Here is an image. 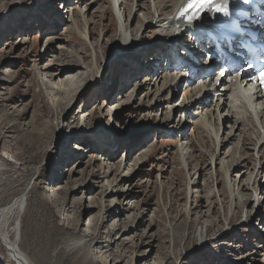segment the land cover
Listing matches in <instances>:
<instances>
[{"label":"rangeland","instance_id":"374dc122","mask_svg":"<svg viewBox=\"0 0 264 264\" xmlns=\"http://www.w3.org/2000/svg\"><path fill=\"white\" fill-rule=\"evenodd\" d=\"M116 1L130 20L126 6H136L138 13L143 3L154 16L158 0H0V206L28 195L17 240H22L33 264H143L137 255L146 250L150 259L162 264H264V146L259 155L254 154L241 135L221 151L212 168L215 135L198 124L196 108L175 115V108L170 110L202 95V82L207 81L206 87L214 84L221 61L210 79L205 74L195 79L196 74L184 69L176 87L150 81L149 70L142 72L147 70L145 47L154 41L155 30L136 48L140 50L137 66L114 58L119 44ZM146 11L133 15L132 21L137 17L134 28L142 25L138 20ZM146 32L143 27L137 41ZM97 43L107 49L93 57ZM84 53L86 69H81L72 60L80 61ZM172 54L161 55L153 71L166 75L175 65ZM60 68L78 73L73 80L76 86L61 82L62 92L56 90H61L56 83L50 88L49 81L55 79L50 75ZM98 72L97 83H91ZM204 100L201 112L212 113L211 124L226 140L235 125L226 120L228 109L218 107L214 97L205 95ZM82 114L84 126L111 140L108 150H100L89 135L62 137L63 130L77 131ZM238 116L245 117L246 129L259 127L247 111ZM184 117L188 124L183 123ZM185 143L194 144L196 150L188 167L181 160ZM251 143L253 149L255 140ZM229 148L234 150L232 161L227 159L230 166L240 159L251 164L243 179L234 173L233 180L240 186L253 179V192L247 194L251 197L257 190L261 201L249 204L244 212L238 206L233 215L220 168ZM114 183L128 189L126 197L117 200L129 211L122 221L104 218L103 209L112 205V199L102 196ZM254 209L253 219L263 227L239 228ZM198 220L218 221L209 237L217 239L202 249ZM229 224L238 227L237 233L228 232ZM131 228V233L122 234ZM143 239L147 246L141 245ZM70 240L83 244L72 251L66 248ZM76 254L80 256L75 258ZM3 255L0 264H13Z\"/></svg>","mask_w":264,"mask_h":264},{"label":"bare ground","instance_id":"6f19581e","mask_svg":"<svg viewBox=\"0 0 264 264\" xmlns=\"http://www.w3.org/2000/svg\"><path fill=\"white\" fill-rule=\"evenodd\" d=\"M187 3V0H158L155 4V14L152 15L153 12H147V7L140 3L138 6V10L144 9L146 13L144 16H141L138 20L139 24H142L141 26H135V22L137 17H135V20L132 21L133 15H136V6L134 7H127L126 10L130 11V20L127 19V16H125L121 11L120 4L118 1L113 2L114 4V10L116 12V16L118 18L119 23V30H118V36H119V44L116 48V53L113 55L116 59H126L128 62H133L134 66H137V60L139 58V51H136V48L141 45V43H144V40L146 38V35L149 33H152L155 30V39L154 41L149 45L146 46L145 49L148 50V57L144 60L147 70L142 72L143 74H146L149 70L151 73L148 75V79L150 81L154 80L155 82H162L164 81V85L168 86L169 88L171 86H175L178 83H175L176 80L181 77V71L184 69H187V72L189 71L192 75H197L196 78H204V74L211 75L212 68H209L208 70L205 69V64L202 62L203 57L209 53L206 50H209L210 47L201 50L203 43L207 41L206 32L209 27H211L214 23L209 25L208 27H197L196 24H199L203 21V18L201 21H197L196 24L189 25L187 24L183 19H176L178 16L181 8H183ZM239 4H229V8L235 10L238 7ZM136 12V14H135ZM205 16H208V13H205ZM179 25V27H177ZM143 27H146V34L142 37L140 41H137L139 38L140 31ZM138 28L139 32H138ZM109 30H107V33ZM84 35V34H83ZM104 35V34H102ZM101 35V36H102ZM117 36V37H118ZM85 38H89L88 32L84 35ZM116 37V39H117ZM113 38V37H112ZM113 40V39H112ZM89 42V41H88ZM101 42V41H100ZM196 42V43H195ZM111 43V42H109ZM108 43V44H109ZM117 43V42H116ZM195 44V47H190V45ZM94 45V44H91ZM93 47V46H92ZM94 47H97V50L93 49L94 55L101 56L103 54L104 48L107 49V46H104V44L97 43ZM104 47V48H103ZM190 48H193V51H189ZM179 50L180 55L177 56L176 53ZM186 50V51H185ZM213 50V48L211 49ZM133 51V52H132ZM172 58L174 59L175 65L173 68L168 69L166 75L162 74L161 71L154 72L153 71V64L158 63L161 58L160 56L167 53H172ZM106 53V52H105ZM124 53V54H123ZM146 53V55H147ZM151 53H154L153 56H151ZM192 54V56H191ZM87 54L84 53V56L81 57L80 61L77 59H74L72 61L77 63V66L79 68L86 69L84 66V63L86 61ZM141 56V55H140ZM164 56V55H163ZM216 56V55H215ZM88 57V56H87ZM138 57V58H137ZM134 59V60H133ZM136 60V61H135ZM125 61V60H124ZM65 62V61H64ZM71 62V61H70ZM117 63V62H116ZM112 64V63H111ZM222 66V64H221ZM214 68H216L214 66ZM94 69H98L97 64L94 65ZM135 71H138L140 69L134 67ZM174 71L175 74L171 75L170 71ZM73 70L66 71L65 68H60L58 72L53 75H50V78L54 77V81L50 82V88H54L53 85L56 83V87L60 88L56 89L58 91H63L64 87L63 84H66V87L71 86L74 87V79H77L76 72H72ZM142 71V69H141ZM72 72V73H71ZM177 72H179L177 74ZM140 73V72H139ZM100 72H98L96 75L93 76L91 83L98 81ZM163 75V76H162ZM135 76V75H134ZM137 76V75H136ZM191 76V75H189ZM49 77V76H48ZM156 77V78H155ZM81 78V77H80ZM203 80V79H202ZM59 81V83L57 82ZM96 81V83H97ZM149 81V82H150ZM218 81V82H217ZM62 82V83H61ZM207 82V81H206ZM201 83V87L203 88V91L201 92L202 95H199L195 99H191L189 102V105L185 106L186 103H183L181 105H175L174 107H171L170 110H173L174 108V115L175 111H184V113L189 112V110H194L196 108V114L195 116H199V123L200 126H202L213 132L215 135V150L214 154L211 155V166L214 168L216 165V160L220 158L221 151L224 148H227L229 144H231L230 141L235 140L236 138L240 137L241 135L244 136V138L247 139L246 147L250 148L254 152V154H258L260 152L259 149H261L264 146V90H261L259 86V78H257L256 81H250L246 78V75L240 76V75H227L225 77H220L219 74L217 78H215L214 84H210V86L206 87L207 83ZM221 82V83H220ZM79 83V82H78ZM77 83V84H78ZM148 83V82H147ZM174 83L176 85H174ZM230 84V86H226V84ZM62 84V85H61ZM76 84V83H75ZM152 86V85H151ZM152 89V88H151ZM165 89V88H164ZM150 90V89H149ZM148 90V91H149ZM77 91V90H76ZM150 92V91H149ZM231 92V95L229 94ZM148 94V93H147ZM146 94V95H147ZM208 95L209 98L214 97V99H218V107H224V109H228L226 113L229 114V116L226 118L228 123H233L234 126L232 128V133L228 135L226 140L222 139L220 137L221 130H217L215 127H213V117L212 113H202V106L206 105L204 96ZM148 96V95H147ZM158 96V95H157ZM149 98V97H148ZM163 103V102H162ZM70 105V104H69ZM151 106V105H150ZM190 106V107H189ZM70 107V106H69ZM73 109V107H72ZM71 109V110H72ZM68 110V109H67ZM65 110L64 113L67 112ZM133 111V110H132ZM242 111H247L256 121L257 123V129L250 130L246 129V123L244 120L245 117H239L238 113ZM151 112V111H150ZM155 112V111H154ZM86 120V115L84 116L82 114L81 116V125L77 129V131H66L62 132V137H69V138H76L83 135H89L90 137L94 138L97 145L100 147V150H108L110 147V139H105L102 137L100 133H98L97 129H92L88 126H84L83 122ZM212 122H211V121ZM186 121V124H188V120L184 117L183 123ZM170 122V121H169ZM182 123V124H183ZM190 123V122H189ZM197 123V122H196ZM212 123V124H211ZM197 124V125H198ZM199 126V127H200ZM201 126V127H202ZM197 127V126H196ZM256 127V125H255ZM229 128V127H228ZM102 129V128H99ZM239 131L241 134L237 135L234 131ZM102 133L104 132V129L100 130ZM67 132L69 135L67 136ZM167 132V131H166ZM180 132V131H179ZM234 132V134H233ZM65 136H64V135ZM107 134V133H106ZM169 135H172V133H169ZM73 136V137H72ZM57 137V136H56ZM252 140H255L254 148H252L253 144L251 143ZM194 145V144H193ZM191 143H185L184 147L186 149H182L181 153V160L185 167H188L190 165L189 159L192 151L196 152L195 148L193 147ZM241 143L239 144V146ZM195 146V145H194ZM238 146V147H239ZM112 149V148H111ZM234 150L232 148H229L228 151L225 153V158L220 160V168L221 172L225 173V181H226V187L228 190L230 202L228 205L229 213L232 214L234 212V209L239 207H243V212L247 209L248 205L251 203H261L258 194V191L256 190L257 194L249 197L247 194L248 192H253L251 185L253 182V179H250L249 181H245L243 184L241 183L240 186L238 184V181L233 180L234 173H237L236 177H240L243 179L247 175V171L250 170L251 164L248 162L246 163L243 159L237 161L238 163L230 166V161H232V154ZM258 152V153H257ZM70 153V152H69ZM220 154V155H219ZM195 155V154H194ZM218 155V156H217ZM259 155V154H258ZM217 156V157H216ZM192 158V157H191ZM218 158V159H217ZM231 159L230 161L227 159ZM234 160V159H233ZM232 163V162H231ZM233 169V170H232ZM233 171V172H232ZM256 169H253V172L256 173ZM249 172V171H248ZM252 172V173H253ZM261 175L260 173L258 176ZM235 176V175H234ZM253 178V177H252ZM239 180V179H238ZM241 181V180H240ZM255 181V180H254ZM257 182V181H256ZM261 188V187H260ZM27 190V189H26ZM25 190V191H26ZM246 190V192H245ZM128 192V189L124 186V184H116L107 187L105 194L102 196V198L105 200L112 199V205L109 208L103 209L104 218H107L108 220L110 218H115L116 220L122 221L123 217L125 218L126 214L129 212L126 208L125 203H118L117 200L126 197ZM131 193V192H130ZM245 194L246 199H243V195ZM28 195L21 194L14 200H12L9 204L0 206V261H2L4 255H7V258L9 262H13V264H33L32 260L29 258V256L24 252L22 245V240H17L19 235V229H20V223L22 222L23 214L25 213L26 207H25V197ZM129 197V196H128ZM130 200V198H129ZM239 201V204L237 203ZM251 207V205H250ZM205 212V210H204ZM256 212V209L250 214V216L245 220L242 219V223L240 224L239 228H248V229H257L263 227V225H260L259 227V220L256 218L253 219L254 213ZM206 214V213H205ZM234 214V213H233ZM232 214V215H233ZM208 215V214H207ZM129 218V217H128ZM205 218V215L203 214L202 219ZM228 222L230 220V216L226 219ZM200 224L198 226V232H197V238L198 243H200L199 248H203L204 245L213 243L215 239H217V236L215 238L209 239L211 234L215 232V229L217 228L218 221L215 222H209L205 223L201 220ZM194 223V222H192ZM199 223V222H198ZM228 232L237 233L238 227H232L230 224L227 225ZM134 228H131V231H124L122 234L126 236L127 234L131 233ZM264 229V228H263ZM264 233V232H263ZM186 234H184V240L186 239ZM182 240V242H184ZM83 244V241H77V240H70L67 243V249L70 250H77L79 249ZM142 246H147V242L145 239L141 242ZM183 246V243L181 244ZM4 250V251H3ZM80 253V251L78 252ZM80 254H76L75 258H78ZM138 260H142L143 264H162V262L158 259H150L151 254L148 255V251L146 250L143 253H139L137 255ZM150 259V260H148ZM127 264H133L132 262H128Z\"/></svg>","mask_w":264,"mask_h":264},{"label":"snow or ice","instance_id":"6c2138e0","mask_svg":"<svg viewBox=\"0 0 264 264\" xmlns=\"http://www.w3.org/2000/svg\"><path fill=\"white\" fill-rule=\"evenodd\" d=\"M264 3V0H187L186 5L181 8L176 19H183L187 24L193 25L197 21H203L196 24L197 27H208L215 22L220 16L227 18L226 22L222 25H217V27L224 30V35L220 38L225 43H217V37L209 33L210 39L213 41V46L216 48V56L209 57L207 54L203 57L202 62L205 64V69L208 70L212 67H219V60H224L228 63L234 62V60L239 61L241 64L244 63L242 51H237L239 49L249 48L250 45L247 40L239 39L233 34H239L240 37L245 35V31L241 28L240 23L233 19V14L235 17L239 18H249L250 16H261L264 17V12L258 11L256 8L245 9L236 8L235 10L229 8V4H242V5H254L256 3ZM208 13V16H205ZM261 24H264V20H261ZM179 27V25H177ZM255 27H259L256 25ZM190 47H195V44L190 45ZM208 47L207 43H203L201 50ZM186 51V50H185ZM177 56L180 55L179 50L176 53ZM231 73H225L224 71L219 72L220 77H225ZM246 78L250 81H256V76H248L246 73ZM218 82V81H217ZM259 86L261 90H264V71L259 73Z\"/></svg>","mask_w":264,"mask_h":264}]
</instances>
